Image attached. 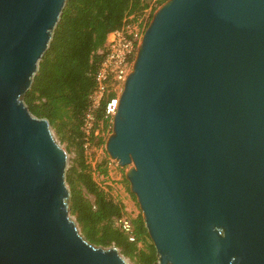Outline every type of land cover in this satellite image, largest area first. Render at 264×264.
Segmentation results:
<instances>
[{"label": "water", "instance_id": "95a60500", "mask_svg": "<svg viewBox=\"0 0 264 264\" xmlns=\"http://www.w3.org/2000/svg\"><path fill=\"white\" fill-rule=\"evenodd\" d=\"M67 0H0V264H128L70 213L69 152L24 96ZM106 151L155 264H264V0H167L145 28Z\"/></svg>", "mask_w": 264, "mask_h": 264}, {"label": "trees", "instance_id": "16d2710c", "mask_svg": "<svg viewBox=\"0 0 264 264\" xmlns=\"http://www.w3.org/2000/svg\"><path fill=\"white\" fill-rule=\"evenodd\" d=\"M165 1L155 2L148 19L141 23L145 28ZM149 7L147 0H67L33 86L24 96L30 111L38 118H47L60 140L67 143L68 152L74 154L67 183L71 192L70 213L81 233L94 245L116 246L134 264H155L158 260L143 215L131 219V232H125L117 224L125 215L123 204L100 187L87 162L86 138L90 147L105 144V139L94 134L98 121L103 119L104 103L96 113L90 134H86L84 126L108 36L128 24H136ZM97 170L108 175L106 158Z\"/></svg>", "mask_w": 264, "mask_h": 264}, {"label": "built area", "instance_id": "2783aa9c", "mask_svg": "<svg viewBox=\"0 0 264 264\" xmlns=\"http://www.w3.org/2000/svg\"><path fill=\"white\" fill-rule=\"evenodd\" d=\"M131 24L123 30L112 32L107 39L104 60L96 74L97 87L90 95L91 105L85 116V126L93 128L97 120V112L103 107V119L106 126L113 127V118L119 105V97L124 82L135 61L145 27L139 23L135 29L129 30ZM91 128V129H92ZM125 232H131L130 222L117 220ZM130 240H134L130 237Z\"/></svg>", "mask_w": 264, "mask_h": 264}, {"label": "rangeland", "instance_id": "374dc122", "mask_svg": "<svg viewBox=\"0 0 264 264\" xmlns=\"http://www.w3.org/2000/svg\"><path fill=\"white\" fill-rule=\"evenodd\" d=\"M147 1L150 3V7L146 10L143 18L139 19V21L136 24H131V28L129 30L135 29L139 23H142L144 22V20L148 19L152 11V7L156 6L155 2L157 0H147ZM159 7L160 6H158L157 9ZM111 37H112V34L108 36L109 39ZM88 125L89 126H84V130L86 131V134H90L92 130L91 129L92 127L90 126V124ZM52 130H53L55 139L67 149V143L62 142L60 140L59 135L57 134L55 129H53V127H52ZM94 134L96 136H99L105 139V144L99 147L96 145H93L92 147H90V142L86 138L87 142L85 143V147L87 149L86 150L87 162L92 167L93 178L105 192L109 193L114 199H116L117 201L123 204L125 215L122 219L130 221L131 219L136 218L139 214H142V212H141L136 196L130 190V183H126L124 181L125 179H127L126 170L128 167L120 166L119 163L116 160L112 159L106 151V142L109 136L112 134V128H109V126H106L104 123V119H101L98 121V127L96 128ZM73 157H74V154L70 152L68 170L71 166V161ZM105 158L108 160V175L106 176L103 175L99 170H97L98 164H100L101 161ZM89 198H91V196H89ZM79 229L81 231L80 226H79ZM125 258L128 264H134L129 258L127 257Z\"/></svg>", "mask_w": 264, "mask_h": 264}]
</instances>
